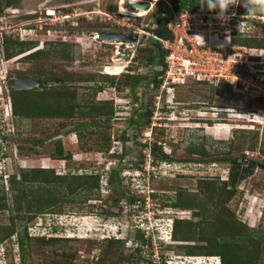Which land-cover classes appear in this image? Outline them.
<instances>
[{"label":"rangeland","instance_id":"rangeland-1","mask_svg":"<svg viewBox=\"0 0 264 264\" xmlns=\"http://www.w3.org/2000/svg\"><path fill=\"white\" fill-rule=\"evenodd\" d=\"M9 1L0 0V18H3L0 25L6 26L12 35L7 41L10 43L8 47L10 51L18 48V52H21V46L16 43L25 42L27 49L31 48L14 56L8 66L12 68L13 76L31 75L32 80L41 82L38 87L25 90L29 92L18 90L17 98L21 100L26 93L31 94L38 89L37 93L42 91L47 96L57 93L62 100L81 107L101 106L111 101L115 114L105 116L102 110L88 117L79 108L71 118L53 116L31 119L15 112L12 121L14 135L5 137L4 144H1L3 147H0V174L8 171L19 175L20 165L26 166L28 172L51 168L55 174H66L71 167V170L79 168L77 172H100L105 175L102 181L109 185L108 172L119 168L120 177L117 179L121 178L123 185L110 184V187L100 189L87 201H81L85 198L84 192L78 193L76 201L63 204L60 215L40 214L30 220L27 230L29 232L30 226L32 237L27 241L28 247L23 253L26 262L221 264L219 258L187 256L178 247L180 242L173 241L171 231L174 218H191L195 224L202 220L201 217H192V212L198 208L182 210L169 205L179 200L178 192L182 189L185 195L202 201L210 200V196L215 199L207 201L204 215L210 219L200 228L193 226L195 241L190 243L204 246L208 243L199 241L201 236H214L212 230L220 228L221 222L223 225L234 222L240 226L243 234L254 238L256 245L249 244L247 250L251 259L259 250L258 264H264V220L260 217L255 220L254 210H249L251 201L253 203L255 199H260L252 195L255 187L264 190V104L258 101L264 100L261 93L252 91L237 94L229 87L193 81L161 94L160 87H154L153 82L162 65L158 60H152L154 55H159L160 48L157 41L150 38L133 42L132 48L136 55L132 63L135 66L132 67L133 72L125 71V62L112 63L116 45L101 43L94 39V34L113 27L106 23L105 13H112L118 8L123 14L139 15L140 10H132L125 5L130 0H12V4ZM155 10L157 14L159 7ZM48 11H54L57 17L67 20L66 27H61L58 18L50 20ZM66 14L70 16L68 19L64 18ZM47 26L54 29L49 32ZM254 35L257 39L261 36L264 38V28ZM259 45L262 43L253 39L250 46ZM99 51L105 53L102 60H107L108 67L123 65L124 71L105 69L98 57ZM38 52L39 55L30 57ZM69 54L71 57L68 59L66 56ZM104 74L110 75L106 77L108 75ZM131 74H136L137 79L128 77ZM52 76L58 79L50 80ZM136 80L138 82H134ZM135 88L139 101L135 100ZM128 94H133L134 101L126 96ZM168 99L174 100L170 108L165 106ZM128 104L121 109V105ZM148 106H152V110L154 108L153 118L157 122V117L163 118L159 126L131 125L129 119L133 116L136 118V115L131 114V111H135L131 108L142 107L138 112L145 114L150 109ZM156 111L158 114H155ZM250 117H258L263 122L256 121L263 124L249 121ZM227 120L234 123L224 124ZM237 123L240 125L236 126ZM77 124H86L88 127L79 132L75 129ZM4 127L0 117V130L3 131ZM234 127L244 129L236 130ZM123 136L126 138L121 139ZM58 142H62L66 155H72L70 160L53 157ZM155 144L162 146L166 154L171 152L172 160L156 159L152 154ZM203 145L209 152L206 159L190 150L191 146ZM120 157H124L122 161H119ZM230 157L240 158L239 171L245 175L237 187H233L236 189L235 195L227 199V193L219 186L223 179L230 176L233 165L226 159ZM249 161L260 164L251 170L247 165ZM210 178L220 181L219 188L211 190L206 185L204 191L201 181ZM2 179L0 176V185L3 186ZM5 184L8 187L5 190L8 209L0 207V240L8 227L13 226L14 219L18 232L25 233L24 224L29 215L27 202L21 203V211L16 209L15 196L18 191H14L13 181L8 179ZM122 190L125 195L120 193ZM3 193L0 191V196ZM132 196L143 202L133 205L130 202ZM106 208H110V212L105 211ZM97 210L99 214H95ZM228 226H223L224 233H228ZM139 230L146 232L149 237L145 244L136 237ZM39 237L45 239L39 240ZM50 237L62 239L51 242L48 241ZM111 238H120L123 246H110ZM216 244L207 249H215ZM137 248L141 251H137ZM21 257L18 236L0 244V264H22Z\"/></svg>","mask_w":264,"mask_h":264},{"label":"trees","instance_id":"trees-1","mask_svg":"<svg viewBox=\"0 0 264 264\" xmlns=\"http://www.w3.org/2000/svg\"><path fill=\"white\" fill-rule=\"evenodd\" d=\"M179 1H182V3L181 2L177 3L178 4L177 9L187 8V9L194 10L197 7H199L201 4V0H179ZM8 3L12 4L13 1L10 0ZM241 11L242 12L248 11V9L245 7V2L243 1L241 4ZM159 13L160 12H158L155 16L156 25L154 26V28H151V30L155 32L161 38H170L172 37V35L167 28L169 14H167L166 16H163L162 14H159ZM253 39L254 40L256 39L257 41L262 43V45H259V47H264V38H262V36L259 37L258 39L251 37V38H241L240 40L242 41V43L251 45V41ZM9 44H10L9 42L6 44V49H7L6 55L8 56L7 57L8 59L14 58V56H16L18 53H22L31 48V47L30 48L28 47L27 49L25 42H20V43L17 42L16 44H19V47L21 46V50H20L21 52H18V48L16 50L13 49V51H10V48L8 47ZM158 46L160 48L159 49L160 53L158 56L154 55L152 60L153 61L158 60L160 65H163L164 60H165V52L162 51L161 46L159 44ZM99 52L100 54H98V57H100V60H102L105 56L104 55L105 53L103 51H99ZM39 54L40 52L35 53L30 57H33L35 55L37 56ZM66 57H68L69 59L71 56L69 54ZM101 63L104 65H108L107 60H102ZM133 66L132 65L130 66V70H133L132 69ZM160 72L161 70L157 72L156 77L159 75ZM104 75H108L106 77H109L110 74H104ZM128 77H131L132 80L137 79L136 74L128 75ZM16 78L31 79L32 76L24 75V74H17ZM49 79L54 80V79H58V77L52 76ZM14 82H15V79L14 78L11 79L12 95H13L15 112L17 114H23L25 117H28L31 119L33 117H34L33 119H37L39 117L46 118V117H53V116L71 118L74 116L77 109L79 108L81 109L82 114L84 116L88 115V117H93V113L97 111L101 112L102 110H104V113L102 114H105V116H114L115 114V110L112 105L113 102L111 101L110 102L108 101V103H105V104L103 103L101 104V106H97V105L87 106L86 105L85 107H81V106L72 105L71 103H69V101L62 100V98H60V94H57V93H53V94L51 93L52 95L50 96H47V94L42 93V91H39L37 93L36 91H38V89L34 93H31V94L26 93L24 98L19 100L16 96V92H19V91L16 88H14ZM134 82H138V81L136 80ZM153 85L154 87L158 85L157 79H155V81L153 82ZM133 87H136V86H133ZM219 87L231 88V86L226 83H221ZM24 91L22 93H24ZM25 92H29V91H25ZM111 93H114V91L111 90ZM133 93L135 95V100L139 101L136 88L133 89ZM132 95L128 94L126 96H130L131 100L134 101V97ZM256 98H260V97L257 96ZM258 101H262V100H258ZM147 105L148 104H146V107ZM140 108L136 109L133 107L135 111L134 113L131 112V114L136 115V118H134L135 116L130 118L129 123L131 125L138 124L141 126H149L150 124H152V118L154 116L153 115L154 108L152 110V106L150 107L148 106V108L150 109L145 114H140L138 112ZM86 127H88V125L86 124L75 125V129L79 132L86 129ZM160 129L161 128H157V130H160ZM123 138L125 139L126 137L125 136L121 137V139ZM190 150L194 154L202 155L205 159L209 155V152L205 149L204 145L202 147L191 146ZM152 154L154 155L156 159L161 158V159H164V161L172 160V157H171L172 154H166L163 151L162 146H159L156 144L152 148ZM53 155L55 159H67V161L72 158L71 154L66 155V151L62 145V142H58L56 151ZM122 158L124 157H120L119 161H122ZM228 159L233 164V168L230 174V180L228 181L222 180V182H220L216 178H210L209 180L202 179L201 183H202V189L205 191L206 185L211 190H214L215 187L219 186L218 182H220L221 184V186H219L220 189L224 190V192L227 193V196L225 198L230 199L236 193V189H234L233 187H237V184L241 181L242 177H244L245 174L244 173L241 174V172L239 171V168L241 167V162H240L239 157H235V158L230 157ZM253 168H255V165H251L249 169L252 170ZM71 169L72 168L70 167L69 172H67L66 174H55V170L51 168H48V169L42 168V169L32 170L33 172H28L24 170L21 173V178L19 180L17 179V176L12 177L11 181H13L14 191H18V193L15 196V200L17 201L16 209L21 211V206H22L21 203L27 202V210H28L29 215L26 217V220H25L26 223L24 224L25 233L18 232L15 226L16 220L14 219L13 226L8 227V231L5 233V236L0 240V242H4L12 238L13 236H18L19 243H20V251L22 254V257H21L22 264H28V262H26V259H24L23 257V253H24L25 247H28L27 241L31 240L30 239V236H31L30 226H29V232L27 230L28 222L30 220L36 219V217H38L40 214L60 215L61 211H63L62 210L63 204L66 203L67 201L68 202L76 201L77 198L75 196L78 193L84 192L85 198L81 201H87L88 199L93 197L97 193V191H100V189H103L105 187H110V184L112 185L114 183H119V187L123 186L122 179L121 178L117 179V177H120L119 168L111 169L108 172L109 181H110L109 185L108 183L106 184L102 181V179L105 178V175L100 172H97V173L77 172L79 168H75L74 170H71ZM150 174L152 173L150 172ZM230 186L233 189H229ZM120 193L125 195L123 193V190ZM178 194H179L178 195L179 200L177 202H170L169 205H172L177 208H181L182 210H193L195 208H198L199 211L196 210L192 212V217L202 218L201 222L198 224H195L193 222V219L191 218L176 217L173 221L172 231H171L172 239L173 241L180 242L177 245L181 250L185 251V254L187 256H190V257H218L221 259V262H222L221 264H246V261L248 262V264H258L259 250H257V252L254 254L253 259H251L252 256L251 255L249 256V252H247L249 244L256 245V243H254V238L251 239L249 238L248 235L243 234V232L240 230V226L234 222L225 223L226 225H229L228 233L227 232L224 233L223 226L225 224L223 225V223L221 222L220 228L216 227L214 230H212L213 233L215 232L214 236L212 235L211 236L208 235L207 237L201 236V238L198 240L208 243L204 246L203 245H200V246L193 245L192 243H190V242L195 241L194 240L195 238L192 235L193 226L194 228L195 227L200 228L203 223H205L206 221L210 219V218L208 219L204 215V211L206 210V206H207V201L211 202L212 200L215 201V199L210 196V200L207 199L206 201H202V200L197 199L196 197L194 198L192 196L185 195L182 189H180ZM139 197L143 198L142 195H140ZM188 197H190V199ZM140 198H136L135 196H132V198L130 199V202H132L133 205H135L136 202H143L142 200H140ZM120 199L121 197L118 198L116 202L117 203L120 202ZM103 202L107 203V201H103ZM101 205L103 206L104 203H102ZM0 207L2 209H8V203L6 200V191H4L3 195L0 196ZM48 211H51V212H48ZM105 211L110 212V208L108 209L106 208ZM98 212L99 210H97L95 214H99ZM240 225H243V224H240ZM136 237L143 244H145L147 242V239L149 238V237L147 238L146 232L142 230H139V232H137ZM44 239L45 237H39V240H44ZM60 239L62 238L50 237L48 238V241L53 242V241H59ZM215 242H217L215 249L213 250L207 249L208 246H212V244H214ZM109 245L110 246L120 245V247H122L123 240H121L120 238H111L109 241ZM137 251H141V249L137 248ZM57 264H60V263H57ZM164 264H166V262H164Z\"/></svg>","mask_w":264,"mask_h":264},{"label":"built area","instance_id":"built-area-1","mask_svg":"<svg viewBox=\"0 0 264 264\" xmlns=\"http://www.w3.org/2000/svg\"><path fill=\"white\" fill-rule=\"evenodd\" d=\"M137 1L130 0L128 6L132 10H145L144 15L123 14L117 8L112 13H105L106 23L113 27L94 34V39L97 41L116 45L117 50H114L112 63L115 60L125 62V71L133 72L130 70L136 56L132 48L133 42L150 38L157 41L165 52V60L157 76L161 94L165 90H176L178 86L195 81L214 86L226 83L231 86L234 93L258 91L264 98V47H251L240 40L255 37L254 34L264 28V15L258 13L248 15V12H242L243 0L231 1L232 5L226 13L228 17L226 20L218 16L219 10H210L206 4H200L199 7L191 10L177 9V3H182L179 0L177 2L176 0H146L150 3V7L145 9L130 4ZM158 7L159 14L163 16L169 14L167 28L172 35L170 38H161L151 30L156 25L155 9ZM48 12L50 20L58 18L61 27H66L67 20L57 17L54 11ZM69 17V14L64 16L67 19ZM1 19L3 18H0V21ZM78 20L80 21V18H77ZM33 24L37 25V23ZM41 27L44 28V26ZM47 28L49 32L54 29L50 26ZM118 30L124 31L118 32ZM102 32L138 35L139 39L126 42L103 41L100 38ZM9 33L6 26L0 25V90L3 89V83L6 82L10 73L7 65L11 60L7 58L5 50L6 40L11 35ZM122 46L125 47L121 49ZM128 53L131 54L130 59H127ZM106 66H104L105 69ZM173 103L174 101L168 99L165 106L170 108ZM155 114L158 112L156 111ZM157 118H159L158 122L153 118L152 128L159 126L158 123L163 119L161 116Z\"/></svg>","mask_w":264,"mask_h":264},{"label":"clouds","instance_id":"clouds-1","mask_svg":"<svg viewBox=\"0 0 264 264\" xmlns=\"http://www.w3.org/2000/svg\"><path fill=\"white\" fill-rule=\"evenodd\" d=\"M201 4L202 5L206 4L210 10H217L218 9L219 10L218 16L222 19H225V20L228 18L226 16V13H227L229 7L232 5L231 0H201ZM245 7L248 9V15H253L257 12L264 13V0H247V2L245 3ZM11 37H12V35L8 36L7 40ZM7 40H6V44H7ZM6 44H5V50H6ZM11 59H13V58H11ZM11 59H9V60H11ZM7 68L9 69L10 73H8V77H7L6 82L3 83V89L0 90V117L3 120V125H5L4 130L3 131H2V129L0 130V139H1L0 147H3V146H1V144L2 143L4 144L5 137L14 135L13 132L15 130V128H14L15 126L12 123V121L15 117V108H14L13 95H12L11 79H13V78L15 79L14 88H16L17 90H19L17 88V83L20 79H22V78H16V76L13 77V73H12L13 70H11L12 68H9L8 65H7ZM172 101H174V100H172ZM262 103L264 104V100H262ZM127 106H129V104L125 105V106L121 105V109H123V107H127ZM132 109L133 108H131V110ZM221 110L227 111L226 109H221ZM245 115H246V113H245ZM228 119H230V118H228ZM233 120H235V119H232V121ZM248 120L252 121L256 124L257 123H260V124L264 123L261 119H258V117L257 118L250 117V118H248ZM256 120H260L263 123L260 121L257 122ZM232 121L227 120L223 123L224 124L225 123L226 124L234 123ZM8 124H10V126H8ZM237 125L239 126L240 124L237 123L236 126ZM234 129L237 130V129H244V128L234 127ZM245 129H247V128H245ZM169 154H171V152ZM20 168H21L20 169L21 172L19 175L17 174V172H13L12 174H10L8 171L5 174H0L1 178H3L2 180H4L3 186L0 185V191L1 192H4L8 188L7 184H5L6 180L10 179V181H11L13 176H17V178L18 177L21 178L22 170L24 171L25 169H27L26 166H23V165H20ZM44 168H47V167H44ZM231 171H232V168H231ZM231 171H230V174H231ZM223 180H226V181L230 180V176H229V178L223 179ZM261 190H263V189H258L257 187H255L254 192L258 193V195H256L255 193H253L252 195L259 196L260 199H255L253 203H252V201L250 203L249 210L250 211L254 210V219L255 220L258 217H260L261 220L262 219L264 220V192H259ZM174 219H173V221H174ZM30 230H31V228H30ZM174 242H176V241H174ZM0 244H2V242H0ZM210 258H218V257H210ZM220 261H221V259H220Z\"/></svg>","mask_w":264,"mask_h":264},{"label":"water","instance_id":"water-1","mask_svg":"<svg viewBox=\"0 0 264 264\" xmlns=\"http://www.w3.org/2000/svg\"><path fill=\"white\" fill-rule=\"evenodd\" d=\"M134 6L148 9L150 7L149 2H138L134 4ZM100 38L103 41H137L139 39L138 35H132L128 36L126 33H118V32H102L100 33ZM131 54L128 53L127 59H130ZM41 84V82L23 78L20 79L17 83V88L19 90H28L35 87H38Z\"/></svg>","mask_w":264,"mask_h":264},{"label":"bare ground","instance_id":"bare-ground-1","mask_svg":"<svg viewBox=\"0 0 264 264\" xmlns=\"http://www.w3.org/2000/svg\"><path fill=\"white\" fill-rule=\"evenodd\" d=\"M128 4H129V3H126L125 5L128 6ZM130 4H133V5H134V4H136V3H133V2H132V3H130ZM141 11H142V10H140L139 14H140V15H144L145 12L142 13ZM97 39H99V37H97ZM114 63H116V64L119 63V60H115ZM108 68H109L111 71H113V72H121V71H124V66H123V65H115V66H113V67H111V66L108 67V66H107V69H108Z\"/></svg>","mask_w":264,"mask_h":264},{"label":"flooded vegetation","instance_id":"flooded-vegetation-1","mask_svg":"<svg viewBox=\"0 0 264 264\" xmlns=\"http://www.w3.org/2000/svg\"><path fill=\"white\" fill-rule=\"evenodd\" d=\"M227 161L230 162V160H229L228 158H227ZM231 164H232V163H231ZM258 164H260V163H258ZM258 164H257V162L249 161L247 165H248V166H251V165H256V166H257ZM232 165H233V164H232Z\"/></svg>","mask_w":264,"mask_h":264}]
</instances>
